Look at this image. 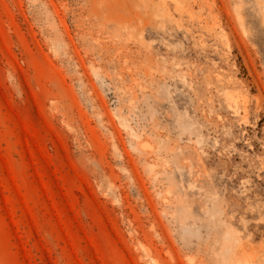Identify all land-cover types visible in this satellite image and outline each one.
Returning a JSON list of instances; mask_svg holds the SVG:
<instances>
[{
	"label": "rangeland",
	"instance_id": "obj_1",
	"mask_svg": "<svg viewBox=\"0 0 264 264\" xmlns=\"http://www.w3.org/2000/svg\"><path fill=\"white\" fill-rule=\"evenodd\" d=\"M0 264H264V0H0Z\"/></svg>",
	"mask_w": 264,
	"mask_h": 264
}]
</instances>
